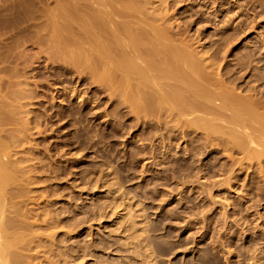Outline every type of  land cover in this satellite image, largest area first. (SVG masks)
Instances as JSON below:
<instances>
[{
  "label": "rangeland",
  "instance_id": "rangeland-1",
  "mask_svg": "<svg viewBox=\"0 0 264 264\" xmlns=\"http://www.w3.org/2000/svg\"><path fill=\"white\" fill-rule=\"evenodd\" d=\"M52 1L0 0V138L18 154L4 160L22 158L28 170L8 188L6 217L29 229L11 232L27 238L17 248L24 262L264 264V164L168 105L163 119L161 108L140 113L82 75L40 27ZM151 4L189 53L217 63L214 76L243 96L264 93V0Z\"/></svg>",
  "mask_w": 264,
  "mask_h": 264
},
{
  "label": "bare ground",
  "instance_id": "bare-ground-1",
  "mask_svg": "<svg viewBox=\"0 0 264 264\" xmlns=\"http://www.w3.org/2000/svg\"><path fill=\"white\" fill-rule=\"evenodd\" d=\"M43 1L47 3L49 1V5H51L50 0ZM52 2H55L53 3L55 5L50 10L46 8L50 7L48 5L44 7L46 8L44 11L42 10L44 17L40 27L49 30L51 44L59 46L58 48L62 46L61 55L59 56L71 55L73 61H68L69 64H72V62L73 65L77 64L82 69L79 72H84L82 75L90 74L89 76L94 78L95 81L105 83L108 88L119 94L115 96H121L120 98L128 101L126 103L132 104V109L138 111L144 109L148 113L151 111L152 114L153 111L156 112V109L161 108L162 110L157 111L158 115L160 114V119H163L161 113L165 109L162 106L168 105L169 109L166 108V110L168 109L171 113L177 111L178 117L177 115L171 116L174 114L168 116L177 117L176 119L180 117V120L181 116L182 119L183 117L190 118V124L196 125L197 128H202L204 131L206 130L209 138L215 139L214 142H218L219 138L220 141L231 139L234 147L228 145L229 148L233 147V150H236L237 147L242 150L245 155L243 161L246 158L247 162L251 161L253 163L255 161L258 164H264L263 91L261 92V89H258L257 86L254 87L255 95L243 96L236 90L237 88L229 87V85H226L227 83H224L225 80L223 81L214 76L212 69L215 68L214 66L217 67V63L214 65L212 60L205 63L204 59H199L203 56L197 58L196 55L199 54L192 55L189 53L191 52L190 47L187 49L189 52L185 49L188 48L185 47L188 43L183 45V43L180 44L183 39L178 40L180 39V31L178 29L177 32L171 30L175 33L169 31L170 26L167 19L169 14L166 16L167 13H162L164 10L161 9L158 10H161L160 14H164L163 16L158 15L156 17V13H149L153 10L150 7L148 8L152 0H54ZM174 42L177 43L174 44ZM182 45L184 48L180 47ZM191 49L194 54L197 52L193 48ZM55 57L60 59V57ZM204 69L209 71V75H201ZM95 81L94 83H96ZM229 83L230 85L236 84L231 81ZM106 85L105 87H107ZM1 86L4 87V85ZM146 89L150 91L145 92ZM109 90L108 92H110ZM252 91H254L253 88ZM17 94H20V92ZM15 98L18 99L17 102L21 101L20 98L23 99L22 96L19 98L17 95ZM17 109L21 110L22 108ZM165 114H169V112L166 111ZM193 115L195 118L192 117L191 119L190 116ZM163 117L165 118V115ZM2 121L4 123L6 119ZM1 122L0 124H2ZM25 131L27 130L24 129L23 134ZM206 132L205 134H207ZM16 135L19 136L18 132ZM5 142L7 144L2 142L0 138V264H28L29 262H24L28 259L21 257L22 251L17 250L18 246L20 247L19 244L23 245L22 243L27 238L26 240L22 238L23 236L20 233H11L15 228L16 230L25 228H21V224L25 221L17 220L20 219L17 217L18 212H16L18 214L15 218H17L16 222H22H17L20 225L17 224L18 226H16L15 219L12 221L8 218L10 217L8 214L11 213L8 212L11 210L8 207L9 204H12L10 203L12 199H9L12 195H8L9 186L20 181L18 179L21 175H25L28 170L26 171V167L22 166V158L4 160L10 154L12 158H14L13 154H17V152L13 153V149L11 151L9 149L12 141ZM223 144L225 145V143ZM17 145V147L21 146L20 143ZM205 148L201 149L204 151ZM240 150L238 151L240 152ZM259 170L261 171V169ZM13 211H16V209ZM125 216L126 221L133 222L130 212ZM27 245L26 248H28Z\"/></svg>",
  "mask_w": 264,
  "mask_h": 264
}]
</instances>
